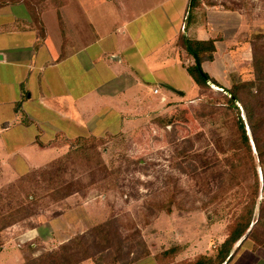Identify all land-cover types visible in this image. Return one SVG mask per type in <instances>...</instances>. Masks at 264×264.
<instances>
[{"label":"crops","instance_id":"1","mask_svg":"<svg viewBox=\"0 0 264 264\" xmlns=\"http://www.w3.org/2000/svg\"><path fill=\"white\" fill-rule=\"evenodd\" d=\"M157 1L134 16L125 0H0V185L69 154L76 141L112 140L170 102L195 100L200 90L187 73L194 59L177 44L183 29L190 39L215 41L213 60L200 66L226 88L227 58L235 65L236 53L246 50L226 56L236 44L226 37L235 13L205 8L185 25L189 0ZM208 234L197 239L199 249ZM249 242L235 244L223 263L264 264V247ZM7 250L2 258L23 263L21 250ZM149 255L129 262L130 255L126 264H158Z\"/></svg>","mask_w":264,"mask_h":264},{"label":"rangeland","instance_id":"2","mask_svg":"<svg viewBox=\"0 0 264 264\" xmlns=\"http://www.w3.org/2000/svg\"><path fill=\"white\" fill-rule=\"evenodd\" d=\"M205 1L199 0L198 11L223 8L235 13L229 17L226 37L235 40L236 44L226 56L234 57L233 52L236 53L238 47L246 48L236 53L235 65L227 58L229 74L224 73L223 85L228 89L232 83L254 80L256 75L252 59L253 62L257 59L261 62L264 78V0H209L213 3L211 6ZM159 3L157 0H125V6L136 12L134 16L154 9ZM188 22L192 23V19L189 18ZM255 90L253 93L257 92ZM203 94L200 90L197 97ZM199 103L198 100L170 102L125 134L112 140H79L74 145L75 149L62 158L29 172L11 184L0 185V216L19 204L27 205L31 201L27 196L36 197L30 216L5 228L2 235L6 239L0 246V264H14L10 256L2 258L4 246L10 253L23 250L24 262L26 255L40 256L45 251H56L61 244L81 235L87 253L92 256L102 255L106 249V255L111 256L116 241L120 239L124 242V249L132 252L134 257L143 252V247L156 257L164 251L176 250V254L165 258L172 264H192L198 257L215 256L219 245L227 237L234 215L231 206L226 207L225 204L227 201L235 203L237 199L228 196L227 201L224 199L204 205L210 195H205V190L196 184L199 182L191 181L180 172L176 166L179 159L174 152L182 140L190 137L194 143L190 154L208 153L207 156H211L213 139L223 135L219 125L193 119L192 112ZM172 118L174 124L163 126ZM200 134L202 137L198 138ZM217 156L220 160L225 158L222 154ZM195 163L199 166L198 162ZM257 172L262 189L260 199L264 203V166H260L258 160ZM60 186H66L70 195L75 193L77 196L68 202L65 199L54 202L48 190H56ZM175 187L181 188L183 193L174 194L175 203L170 206L169 212L151 208L150 202L161 200L168 191H175ZM104 222L111 228L110 244L107 246L99 235L91 232L93 227ZM34 228L43 229L37 239L23 235ZM209 228H217L215 231L218 232L208 234ZM258 228L261 241L256 240L257 234L252 236L249 243L253 246L264 245V229ZM207 234L212 238L199 249L197 239ZM27 245L31 248L28 249Z\"/></svg>","mask_w":264,"mask_h":264},{"label":"trees","instance_id":"3","mask_svg":"<svg viewBox=\"0 0 264 264\" xmlns=\"http://www.w3.org/2000/svg\"><path fill=\"white\" fill-rule=\"evenodd\" d=\"M205 2L209 6L213 4L209 0ZM189 4L190 9L185 16V25L189 23V18L193 19L199 9L200 2L199 0H189ZM214 42V40L190 39L183 29L177 44L193 57L194 64L187 68V73L196 86L204 92L201 97L195 98L200 103L192 112L193 119L202 120L207 124L219 125L224 133L222 136H216L213 139L212 146L214 149L211 156H207L208 153L205 155L190 154L189 150L194 144L193 140L190 137L182 140L174 151L176 158L179 159L176 166L191 181L199 182L196 184L205 190L206 196L210 195L204 205L208 206L210 203L220 202L224 199L227 201L226 197L228 196L237 200L235 203L227 201L225 204L226 207L231 206L234 215H232L231 223L227 229V237L219 245L216 255L198 257L192 264H222L227 259L230 261L234 256V253L230 255L234 245L246 234L251 224L253 227L247 239L257 234L256 240L261 241L257 233L258 227L264 229V203L262 202L263 199H259L261 186L257 172V160L260 166H264V101L262 100L264 78L261 70L262 64L258 59L255 62L252 59V64L255 67V79L239 81L232 83L228 89L223 88L208 74L203 71L200 72L195 63V59L200 65L213 60ZM254 56L255 54L253 58ZM206 79L215 87L226 90L232 98L221 91H213L207 85ZM254 89H257L255 90L256 93H253ZM174 121L172 118L168 122L162 121L160 123L164 122L163 126L167 127L174 124ZM201 137L200 134L198 138ZM78 142L73 143V146ZM251 142L254 144L255 155ZM217 154H222L225 158L220 160ZM195 162H198L199 166ZM173 190L175 191H168L161 200L150 202L151 208L157 211L165 209L166 212H169L170 206L175 203L174 194L176 192L183 193L182 189L178 187ZM48 195L54 202H60L70 193L66 186H60L56 190L50 188ZM27 198L31 200L27 205L19 204L15 209H11L0 216V246L5 243L6 238L2 235L5 228L22 221L23 218L29 217L32 213L31 207L34 205L36 197L27 196ZM257 208L258 218L256 219ZM91 232L95 236L99 235L100 240L104 241V246L110 244L111 228L106 222L96 225ZM81 236L72 237L68 242L61 244L56 251H45L40 256L26 255L22 264H81L87 260H91L94 264H126L130 255L132 257L129 262H135L150 253L143 247V252L134 257L132 252L124 249V242L122 243L120 239L119 242L116 241V247L111 256L110 254L106 255L108 249L102 251V255L92 256L87 253V247ZM261 246L264 247L263 244ZM27 248H31V245H27ZM22 252L24 253L23 250ZM174 254H176V250L164 251L161 256H154V258L158 264H172L167 262L165 258L167 255L170 257Z\"/></svg>","mask_w":264,"mask_h":264},{"label":"water","instance_id":"4","mask_svg":"<svg viewBox=\"0 0 264 264\" xmlns=\"http://www.w3.org/2000/svg\"><path fill=\"white\" fill-rule=\"evenodd\" d=\"M190 9V4H189V6H188V10ZM195 63H196V65H197V67H198V70L200 71V72H202V69H201V66H200V63L198 62V60L197 59H195ZM206 81V83H207V85H209L212 89H216L217 91H221V92H223L224 94H226V95H228L229 97H231L230 95H229V93L226 91V90H222V89H219L218 87H215L208 79H206L205 80ZM232 98V97H231ZM236 104H237V102H236ZM238 105V104H237ZM251 146H252V150H253V152H255V148H254V145H253V143L251 142ZM262 189H260V191H259V199L261 198V196H262ZM252 227H253V224H251V226L249 227V229H248V231L246 232V234L242 237V238H240L237 242H236V244H240L247 236H248V234L250 233V231H251V229H252ZM228 260V259H227ZM226 263V262H225ZM225 263H223V264H225Z\"/></svg>","mask_w":264,"mask_h":264},{"label":"built area","instance_id":"5","mask_svg":"<svg viewBox=\"0 0 264 264\" xmlns=\"http://www.w3.org/2000/svg\"><path fill=\"white\" fill-rule=\"evenodd\" d=\"M154 92L156 93L157 91L155 90Z\"/></svg>","mask_w":264,"mask_h":264}]
</instances>
